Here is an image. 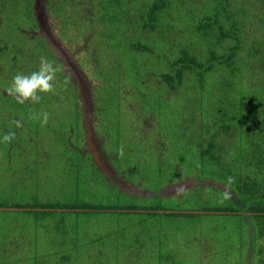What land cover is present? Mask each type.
<instances>
[{
  "label": "trees",
  "instance_id": "trees-1",
  "mask_svg": "<svg viewBox=\"0 0 264 264\" xmlns=\"http://www.w3.org/2000/svg\"><path fill=\"white\" fill-rule=\"evenodd\" d=\"M4 1L0 0V15L3 9H15L3 4ZM10 1L18 4L17 0ZM66 1L53 3L48 10L64 14L62 4ZM76 3L87 12L82 19L73 18L74 25L79 24L81 30L85 28L84 52L90 53L91 44H96L104 55V63L98 66L99 73L93 76L106 80L107 90L95 110L98 121L107 124L103 128L106 131L98 133L96 145L84 138L85 131L79 133L80 142L66 136L59 141L60 151L50 155L51 159L43 167L42 187L40 184L24 189L30 204L19 209H13L15 205L5 208L9 200L0 195V216L8 212L27 214L13 222L11 218L0 217V262L31 264L29 260L39 258L36 254L27 256L25 251L29 253L32 248L45 249L46 245H52L57 251L53 252L55 264L67 262L73 251L88 248L96 251L88 254L85 264H103V244L113 235L117 250L119 246L126 249L120 264H128L121 263L123 257L132 264L134 259H137L135 264L139 261L141 264H173L174 261L182 264L176 262V249H166L165 234L156 227L163 226L161 221L169 216L181 224L180 220L192 222L194 218L206 220L221 215L238 221L234 229H219L217 240L208 236L202 238L207 235L206 230H199V239L194 235V239H186L190 264H221L223 257L235 252L236 256L229 257L226 264H264V251L256 253L258 258L251 257L257 244L264 245V0H87ZM93 7L98 8L99 15L95 23H90L88 17ZM15 14L13 12L12 18ZM71 18V14L67 15L59 27L60 40L65 44L77 40L72 36L74 30L70 35L66 33L65 25ZM7 27L17 29L22 41L44 44L38 35L33 38V34L26 32L28 27L21 29L13 20ZM2 44L0 57L5 50ZM38 58H41L39 53L36 57L28 56L26 61L31 63ZM53 61L60 68L54 82L56 90L74 94L71 103L82 111L74 83L69 81L60 63ZM72 65L76 66L74 61ZM44 95L41 94V100ZM5 99L13 103L8 96ZM132 102L136 104L133 108ZM123 103H130L126 105L129 113L123 109ZM125 118L134 120L137 126L131 136L123 135ZM153 126L155 132H151ZM108 134L112 136L107 137ZM111 138L118 142L111 143ZM121 138L124 142L118 144ZM102 141L108 143V147ZM91 146L111 164L112 175L92 158ZM121 146L128 155L119 154ZM29 154L33 164L28 165V170L38 174L39 160L44 155L34 149ZM128 165H135L141 177L152 175L154 180L163 183L151 189L144 177L137 182L128 181L126 176L131 169ZM185 165L191 169L200 167L204 174L218 177L209 187L201 182L208 179H199L196 187L223 192L225 181L232 177L234 183L228 189L232 193L228 200L231 207L219 208L221 212L201 211L202 214L139 212L140 199L178 198L176 194L163 197L161 191L193 176L178 175L179 166ZM118 167L122 173H118ZM163 172L174 176L171 183L167 182L168 178L164 179ZM52 183L56 185L55 192L49 187ZM128 183L141 185L149 193L134 197L126 190ZM196 187L189 190L194 191ZM69 191L71 193L66 195ZM59 196L63 197L62 201L58 200ZM87 197L96 200L90 201ZM83 215L86 221L81 227L65 225L67 218L78 222ZM134 215H147L151 219L160 215L163 219L156 218L159 225H154L153 220L143 224L142 220L131 222ZM102 216L112 220L117 217L114 230L107 236L100 229ZM238 217L240 220L235 219ZM253 220H257L256 226ZM198 225L192 231L198 230ZM97 229L102 235L93 236L92 231ZM190 241H196L197 246L190 249ZM205 241L211 243V247ZM147 245L158 248L151 257ZM165 251L175 252V258L171 253L165 255ZM76 260L83 259L76 256Z\"/></svg>",
  "mask_w": 264,
  "mask_h": 264
},
{
  "label": "rangeland",
  "instance_id": "rangeland-1",
  "mask_svg": "<svg viewBox=\"0 0 264 264\" xmlns=\"http://www.w3.org/2000/svg\"><path fill=\"white\" fill-rule=\"evenodd\" d=\"M61 1L62 0H17L18 4H14V2L10 0H5L3 3L11 5L13 8H15L12 11L16 12L14 18H12L13 12L9 9H3L0 15V45L4 43L2 45L5 49L4 54L0 57V138H2V136L9 131L15 132V139L10 144L6 145L0 143V195L3 196V198L9 200V203L4 204L5 208L15 205V207L12 208L19 209L20 207H24L30 204L29 200L24 196V189L32 188L33 186L37 185L39 186L40 184V187H42L41 179L42 174H45V168H43L45 162L51 159L49 157L50 155H53L54 153H58L60 151L59 141L63 140L65 136L68 137L69 140H75L76 142H80L81 137L79 133L81 131H85L84 138H88L91 143L96 145V143H98L99 141H97L99 136L98 133L101 135L102 131H106L103 128L107 127V124L98 121L99 117H96L95 115V110L98 108V104L101 103V98L107 90L106 80L104 77L97 79L93 76L99 73L98 66L99 63H104V55L103 53H100L101 48L96 46V44H91L90 53L92 55L90 53L84 52L82 42L86 37L84 36L86 34V32H84L85 28L83 27V29L81 30V28L78 27L79 24L77 26L76 24H73L75 21H73V18L82 19L81 16L85 13L87 14L86 10L83 9V6L77 4L76 2H83L87 0H72L71 2H69L68 0L64 2V4H62V6H64V14L55 11L54 8H52L54 10L53 13L48 10V8L51 7L53 3L58 4ZM87 4L88 3H86V5ZM70 5H73L74 7H71ZM97 11V7L92 8V12L89 14L90 16L88 17L90 19V23L93 21L95 23V20L99 15ZM69 14H71L72 18L71 20H69V23L65 25V29H67L66 33L67 35H70L71 31L74 30L75 34H73L72 36L77 37V40L74 43L69 42L65 44V41L63 39L60 40L61 30H59V27H62L67 15ZM11 20H13L17 25H20L21 29H23L22 26L28 27L26 32L28 34H33V38L38 35L41 39H43V46L41 43L38 42L30 43L26 40H20L21 37L17 36L16 33L18 32V30L7 27V25L10 24ZM21 29L20 31H23ZM37 53H39L41 57H47L51 61H53L54 59L55 61H58L60 63L62 70L65 71V73L69 76V81L74 83L76 93L78 94L77 102L82 108V111L80 109H76L75 106H73V103H71L72 97H75L74 94H71L70 91L67 90L58 92L56 90V87L54 93L45 94L44 99L40 100L39 103L32 104L26 102L25 104H23L22 107L19 106V104H17L15 100L7 94L6 88L10 84L13 76H15L17 73L29 74L32 72V70H37L40 63V58H38L37 61L35 60L36 62L32 61L31 63H28V60L26 61V58L28 56L29 58L32 55L36 57ZM98 53L100 54L97 56ZM262 54H264V51L262 52ZM84 57H86L85 60L82 59ZM110 58L113 57L110 56ZM96 59L99 62L96 61ZM72 61L75 62L76 66L72 65ZM97 89L99 90V92L97 91ZM6 96H8V98H11L13 103H9L7 99L4 100V97ZM130 103H123V109L126 111V113H129V111L127 110V106H129ZM135 105L136 104L132 102V108ZM76 110H79L82 113V117H79V112H76ZM42 111H46L49 113L48 124L43 128L40 127L39 122L30 119V116L33 113H39ZM13 120H21L23 123V127L16 128L12 124ZM123 122L124 124H126V126L122 128L123 131L121 130L124 136H131V134L135 133L137 126L134 120L130 118H125L123 119ZM25 125L26 129L24 128ZM154 125L156 124L154 123ZM151 132H155L154 126L152 127ZM111 136V134H108L107 137ZM135 140H137V138H135ZM109 141L112 143L113 141H117V139L111 138L109 139ZM103 142L104 141H102V143ZM123 142L124 140L121 138L120 143L118 144H121ZM237 143H239L238 140ZM103 145L105 147H108V143H103ZM116 145L117 144H115V146ZM33 149L37 152V154L44 155L43 158L39 160L38 174H33L32 171L28 170V167L33 164V161H29V153ZM90 149L94 150V155L92 156V158L98 162V164L101 166V169L103 168L107 174L112 175L113 172L111 169V164L106 162L105 157L102 156L100 151L95 150V147L91 146ZM4 152H7L5 158L3 157ZM179 152L182 155V152ZM123 154L128 155V152L123 150ZM171 165L172 162H170V166ZM128 166H130L131 168L130 170H128V176H126V179L128 181L137 182L141 180L142 177H144L146 179V185H148L151 189L159 187L161 183H163V181L154 180L155 176L152 175L141 177V174H139L137 169L134 168L135 165ZM186 167L179 166L180 171L178 175L190 174L193 176L187 177V179L182 180L180 184L174 186H171L172 184L168 185L167 187H164L161 191V195L163 197H168L169 195L176 194L178 198L175 199V197L173 196V199L165 198L161 201L140 199L139 212L148 211L158 213H175L177 211H206L212 213L221 212L218 211L219 208L231 207L230 203H228V200H225L223 203L219 202L221 199L222 191H212L208 188H200L199 186L196 187L200 183L199 179H208L201 182L204 186L209 187L213 185V180L218 181V177L213 178L210 175L204 174L205 171L200 167H197L196 169ZM117 171L118 173H122L121 167H118ZM256 174L258 176V172ZM163 175L165 180L168 178V183H171L173 181L174 176L171 177L169 174H166V172H163ZM178 175H176V177H178ZM196 177L199 181L196 180ZM118 178L121 179L119 176ZM49 187H51L52 192H55V183L49 184ZM194 187H196L194 191L189 190V188ZM67 188L70 189V187ZM181 189H183L182 195H180ZM126 190L132 193L134 197H138L143 193H149L141 185L133 186L131 183L127 184ZM70 193V191L66 192V195ZM191 193H194L193 196H189ZM62 198L59 196L58 200L62 201ZM92 200L96 199H90V201ZM146 208H151L152 210H143ZM25 215L27 216V214L25 213L8 212L0 217L11 218L13 222L20 220ZM157 217L158 220L163 219L160 215H155L154 219H151L147 215H139V217L137 215H134L132 216L131 222H137L142 220V223L146 224L145 222L153 220L155 225L157 223ZM163 217L165 216L163 215ZM223 217L224 216L217 215L206 220L194 218L192 222H189L187 220H180L181 224H178L177 220H175L172 216H169L164 218L167 221H164V219L161 221L163 226H161L160 228L156 227V229L162 230V232L165 234V237L163 239L164 243L168 244L166 246V249H168V251L171 249H176L178 256L176 262H180L182 264H190L189 261L191 260H189V255L186 253L185 249L186 239H194V236L199 239V230H206L207 235L202 238H206L208 236L209 238L214 237L217 240V231L219 229L228 228L230 230H233L235 227V223L238 222L234 219H227ZM101 219L103 223L100 229L104 232L105 236H107L111 233V231L114 230L117 217L112 220L102 216ZM235 219L240 220L239 217ZM85 221L86 215H83L82 219H79L78 222H76L75 220L71 221L69 218H67V220H65L64 222L66 226L72 225L73 227H76L78 225V227H81L82 224L85 223ZM253 222L256 226L257 220H253ZM139 224L140 223L136 224L137 227ZM245 224L246 223H244V225ZM197 225L198 230L192 231V229ZM249 225H251V223H249ZM243 228H246V226H244ZM100 229H97L96 232L92 231L93 236H98L99 234L102 235V231ZM1 235H4V233ZM113 237L115 236H108L106 238V240L108 239V242L105 243L106 246L105 244H103V254L101 253V259L103 260V264H120V258L126 255L125 247L121 248L119 246L117 250V243L116 241L114 242L115 238L113 239ZM251 240V238H248L249 242H251ZM21 241V236L18 235V242ZM232 242H235V238L233 236ZM207 243L211 247L212 244L209 242ZM24 245L26 246V244ZM262 245L263 244H257V248L254 249V252L252 253L251 251V257L258 258L256 253H258V251L260 253L264 251V245ZM90 246L92 247L94 246V244H91ZM196 246V241H190V249H193ZM209 246L208 249H210ZM46 247L47 248L45 249H42L41 247L32 248L31 252L29 253L26 252L24 249L27 256L36 254V256L39 258L38 260H29L30 262H32L31 264H36L37 261H40L41 264H55L54 260L56 259V256H53V252L57 251L53 248L52 245L49 247L46 245ZM67 248H69V246H67ZM157 249L155 247L150 248L149 245H147V252L149 253L150 257L153 253H155ZM94 251L96 250L92 248L80 249L76 251V253L75 251H73L70 255V259H68L67 262H63L62 264H85L87 262L88 254ZM168 251H165L164 254L168 255L169 253H171L172 256L175 258V252L172 253ZM236 254L237 252H235L234 255L227 256L228 259L226 256L223 257L225 259L224 261H221V264L228 263L229 257H235ZM76 256L79 259L82 258L83 260L77 262ZM162 256L165 257L164 255ZM42 258H44V260ZM196 259H200V257ZM123 262L132 264L131 260L127 257L122 258L121 263ZM136 262L137 259H134V264ZM92 263L97 262L92 260ZM0 264L17 263L0 262ZM18 264L26 263L20 262ZM137 264H141V262L139 261ZM173 264H175V261Z\"/></svg>",
  "mask_w": 264,
  "mask_h": 264
},
{
  "label": "clouds",
  "instance_id": "clouds-1",
  "mask_svg": "<svg viewBox=\"0 0 264 264\" xmlns=\"http://www.w3.org/2000/svg\"><path fill=\"white\" fill-rule=\"evenodd\" d=\"M60 68L54 61L49 60L47 57H41L37 70L29 73H17L13 76L10 84L6 88V92L11 96L17 104L23 105L26 102L36 104L41 100V94L55 92L56 74ZM30 119L39 122L40 127H45L49 121V113L42 111L33 113ZM12 124L16 128L23 127L21 120H13ZM15 139V132L9 131L0 138V143L10 144ZM119 154L123 155V146L119 149ZM234 183L232 177H228L225 181L226 190L221 193L220 203L225 200L231 199L232 193L230 190L231 184ZM183 192V189L180 190Z\"/></svg>",
  "mask_w": 264,
  "mask_h": 264
},
{
  "label": "water",
  "instance_id": "water-1",
  "mask_svg": "<svg viewBox=\"0 0 264 264\" xmlns=\"http://www.w3.org/2000/svg\"><path fill=\"white\" fill-rule=\"evenodd\" d=\"M159 213H162V212H159ZM195 213H200V214H202L203 212H195Z\"/></svg>",
  "mask_w": 264,
  "mask_h": 264
}]
</instances>
